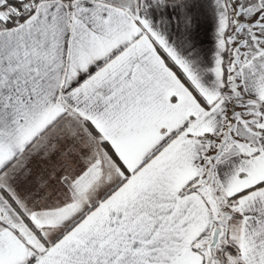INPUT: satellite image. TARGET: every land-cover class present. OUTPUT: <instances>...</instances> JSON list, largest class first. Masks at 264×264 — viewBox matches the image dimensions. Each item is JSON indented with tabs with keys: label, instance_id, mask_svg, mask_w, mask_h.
Wrapping results in <instances>:
<instances>
[{
	"label": "snow or ice",
	"instance_id": "6c2138e0",
	"mask_svg": "<svg viewBox=\"0 0 264 264\" xmlns=\"http://www.w3.org/2000/svg\"><path fill=\"white\" fill-rule=\"evenodd\" d=\"M0 264H264V0H0Z\"/></svg>",
	"mask_w": 264,
	"mask_h": 264
}]
</instances>
